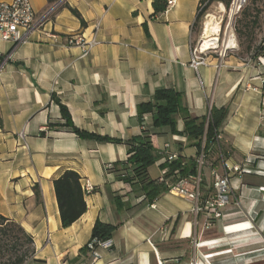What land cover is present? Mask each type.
Listing matches in <instances>:
<instances>
[{
  "label": "crops",
  "instance_id": "crops-1",
  "mask_svg": "<svg viewBox=\"0 0 264 264\" xmlns=\"http://www.w3.org/2000/svg\"><path fill=\"white\" fill-rule=\"evenodd\" d=\"M152 1L30 0L38 14L53 6L52 18L22 44L0 43V215L33 238L35 253L24 264H264V65L230 56L219 71L214 60L193 70L190 42L199 35L202 0H174L171 10L155 16ZM96 23L98 44L87 57L66 46L68 35L91 39ZM163 89L181 93L193 117L226 110L218 135L231 168L229 204L210 226L188 199L167 192L150 203L138 186L127 192L106 172L127 159L129 141L141 135L137 105ZM59 103L76 128L121 143L81 139L60 126ZM145 118L156 149L148 175L169 184L160 167L166 157L188 162L197 159V149ZM216 159L202 171L204 196L211 168L223 171ZM65 171L76 172L82 188L93 187L86 212L66 229L53 186ZM96 221L118 228L112 248L93 260L82 249Z\"/></svg>",
  "mask_w": 264,
  "mask_h": 264
},
{
  "label": "trees",
  "instance_id": "trees-1",
  "mask_svg": "<svg viewBox=\"0 0 264 264\" xmlns=\"http://www.w3.org/2000/svg\"><path fill=\"white\" fill-rule=\"evenodd\" d=\"M231 1L202 0L201 3L207 2L205 10L212 3H219L225 9H228ZM166 4L167 0H153L154 16L163 13ZM70 11L81 19L76 10L70 8ZM247 13L246 9H242L241 16L245 18L248 15ZM201 17L202 14L197 15L196 26ZM253 50L254 56L252 60L259 62L261 58H264V40L258 48ZM59 106L61 116L65 120L64 125L60 126L70 128L72 133L79 138L107 143H121L118 139L101 137L76 128L71 121L68 110L60 103ZM225 115L226 110L224 108H212L207 117H193L184 104L183 95L166 89L156 91L151 101L137 105V116L140 123L147 116L150 117L154 128L169 127L173 134L186 137L188 143L197 149L198 154L203 146L207 163L212 162L213 156H217V161H219L221 155L227 156L226 150L223 149L219 140H217L218 129ZM178 120H181L183 124L181 132L177 130ZM153 138L154 134H151L148 129L142 130L140 136L129 141L127 159L125 161H117L111 165V168H106L107 173H112L123 181L127 192L138 186L143 192L145 200L150 203L169 192V188L178 178L195 175L197 172L196 159H190L185 162L183 158L177 157L175 160L166 161L160 166L161 169L166 170L165 179H170L169 184H166L165 180H152L148 175V169L156 161V149L153 145ZM53 186L61 226L66 229L86 212V192L81 186L80 176L74 171H65L53 181ZM34 190H36V197H39L38 185L34 186ZM115 202L118 206L120 205L117 198H115ZM117 228V225H107L96 221L92 229L90 242L110 239ZM83 250L88 251L87 245ZM5 253H10V257L7 260L3 259ZM34 253L33 238L20 225L0 215V264H24Z\"/></svg>",
  "mask_w": 264,
  "mask_h": 264
},
{
  "label": "built area",
  "instance_id": "built-area-1",
  "mask_svg": "<svg viewBox=\"0 0 264 264\" xmlns=\"http://www.w3.org/2000/svg\"><path fill=\"white\" fill-rule=\"evenodd\" d=\"M246 0H234L231 7V13L235 14L240 11ZM175 6L174 0H167L165 11L171 10ZM207 2L200 3L198 7V14H202L201 20L202 29L195 41L190 42V62L189 67L197 71L200 67L210 65L212 60L215 61V69L219 71L224 66V61L227 56V49H220L219 38L220 31L211 37L203 38V28L208 20H215V17L209 13ZM53 6L48 8L41 14L34 11L30 0H11L9 3L0 1V43H8L13 47L26 42L28 35L47 23L53 16ZM164 11V12H165ZM219 24V23H218ZM220 26V24H219ZM100 24L94 25V34L91 39H86L84 35H68L65 38L67 47H77L81 50V57H87L91 50L98 44L96 33L99 30ZM52 38L55 36H51ZM207 40V42H205ZM2 56L0 52V57ZM260 64H264V58L259 60ZM261 93H262V114L261 121H264V78L261 79ZM141 129H147L146 118L144 117L141 122ZM220 136H217V140ZM177 158L175 154L168 155L166 161L170 162ZM165 161V162H166ZM222 172L217 168L212 167L210 170V189L209 194H203V177L202 171L207 165L205 154L202 149L196 159L197 172L195 175H189L178 180L169 188L170 193L188 199L193 203V213L198 215L204 213L207 216L206 225L210 226L212 222L217 221L223 216V209L229 204L230 185L229 178L226 172L231 171L227 165L224 155L219 158ZM111 168V165L108 166ZM237 169V168H232ZM85 192H91L93 187L86 183L83 186ZM194 246H197L194 243ZM112 248V241L110 239L104 241H93L87 244V249L91 254L93 260L100 257V250H109ZM195 264V262H192Z\"/></svg>",
  "mask_w": 264,
  "mask_h": 264
},
{
  "label": "rangeland",
  "instance_id": "rangeland-1",
  "mask_svg": "<svg viewBox=\"0 0 264 264\" xmlns=\"http://www.w3.org/2000/svg\"><path fill=\"white\" fill-rule=\"evenodd\" d=\"M233 1L228 9L220 4L223 7V12L219 11L220 6L218 7L217 3H212L208 9L209 13L215 17L214 21L220 24V49H224V41L231 33L235 46L232 49H227L225 60L232 56L251 67L262 65L252 60V57L254 56L253 49L258 48L264 40V0H246L240 11L235 14L231 13ZM242 9H246L248 12L245 18L241 16ZM202 23L203 20H200L196 26L198 33L201 32ZM9 257L10 253H5L3 259L7 260Z\"/></svg>",
  "mask_w": 264,
  "mask_h": 264
},
{
  "label": "bare ground",
  "instance_id": "bare-ground-1",
  "mask_svg": "<svg viewBox=\"0 0 264 264\" xmlns=\"http://www.w3.org/2000/svg\"><path fill=\"white\" fill-rule=\"evenodd\" d=\"M219 11L223 12L222 6L219 7ZM203 31H204L203 32V38L207 39V38L211 37L212 35H215L216 33H218L220 31V26L217 22H215L213 19H211L205 23ZM205 42H207V40H205ZM234 46H235V42L233 39V35L230 33L224 41V47L226 49H232Z\"/></svg>",
  "mask_w": 264,
  "mask_h": 264
}]
</instances>
